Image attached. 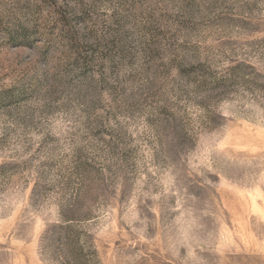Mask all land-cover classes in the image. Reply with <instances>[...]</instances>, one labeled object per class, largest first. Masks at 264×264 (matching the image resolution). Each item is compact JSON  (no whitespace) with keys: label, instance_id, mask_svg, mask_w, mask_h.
<instances>
[{"label":"rangeland","instance_id":"1","mask_svg":"<svg viewBox=\"0 0 264 264\" xmlns=\"http://www.w3.org/2000/svg\"><path fill=\"white\" fill-rule=\"evenodd\" d=\"M0 264H264V0H0Z\"/></svg>","mask_w":264,"mask_h":264}]
</instances>
